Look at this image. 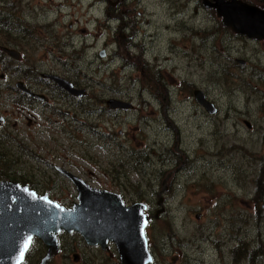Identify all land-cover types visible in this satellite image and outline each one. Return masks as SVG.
I'll list each match as a JSON object with an SVG mask.
<instances>
[{
  "label": "rangeland",
  "instance_id": "374dc122",
  "mask_svg": "<svg viewBox=\"0 0 264 264\" xmlns=\"http://www.w3.org/2000/svg\"><path fill=\"white\" fill-rule=\"evenodd\" d=\"M202 1L0 0V43L19 53L0 60V151L10 175L64 207L75 190L53 166L126 205L141 200L153 264H246L240 245L264 264V40L231 33ZM31 70L77 78L93 116L76 122L98 127H79L61 106L57 131L40 104H11ZM110 98L131 108L109 113ZM72 235L47 264H117L112 247Z\"/></svg>",
  "mask_w": 264,
  "mask_h": 264
},
{
  "label": "water",
  "instance_id": "95a60500",
  "mask_svg": "<svg viewBox=\"0 0 264 264\" xmlns=\"http://www.w3.org/2000/svg\"><path fill=\"white\" fill-rule=\"evenodd\" d=\"M202 3L214 8L221 22L235 33L264 40V9L240 0H203ZM0 51L14 61L19 59V53L13 48L0 46ZM99 55L102 57L103 53ZM41 76L73 97L85 95L84 89L74 88L67 80L47 74ZM14 87L27 97L44 100V96L32 92L20 81ZM192 97L207 114L216 112L201 91L193 90ZM105 107L125 111L131 105L108 99ZM244 124L249 128L248 123ZM55 170L75 190L76 202L68 208L50 200L45 193L38 194L27 184L0 180V264H22L27 251L22 261L20 251L29 235L45 250L38 264H47L58 253L57 235L61 232L77 234L86 246L101 250L111 244L118 264H152L144 233L148 224L144 203L125 205L119 194L92 188L60 167L56 166Z\"/></svg>",
  "mask_w": 264,
  "mask_h": 264
},
{
  "label": "flooded vegetation",
  "instance_id": "af4514ba",
  "mask_svg": "<svg viewBox=\"0 0 264 264\" xmlns=\"http://www.w3.org/2000/svg\"><path fill=\"white\" fill-rule=\"evenodd\" d=\"M246 2L251 3V5H254L256 7L264 9V0H259V1L258 0H246ZM27 73H28V79L31 80V83L29 85H26L23 82V84L29 90H31L32 92L44 96V100L43 101H39V100L32 99V98L28 97V99H27L28 108H30L32 105H35L36 103L40 104L41 105L40 108H42L44 110V112H46L45 113L46 114V120L48 122V125H50V128H55V129H57V131H59V129L61 131L63 130V129H61V127L63 126V121L61 119H59L58 117L64 116V114H66L68 111H62L61 110V106H66V108H70V111L68 112V114L70 115V117L72 119L70 121H72V122H76V119L81 120L82 114L86 115L88 113V114H90L89 115L90 117L93 116V113L92 112L89 113L90 111L86 110L87 107L83 106L85 97L87 96L86 89H85L86 86H82V84H79V82L77 81V78H73V77H70L69 75L67 76V75H64L62 73H57V72L56 73H39V74H37V72L31 70V71H27ZM43 74L53 75V76H57L59 78H62L64 80H67L74 88H76V89H84L85 90V95L83 97H81V98L73 97V96L69 95L67 92H65L64 90L58 88L50 80L42 78L41 75H43ZM18 77L19 76H17V78L15 77L17 79L16 82L20 81L18 79ZM4 79H5L4 75L0 74V82L3 81ZM83 87H85V88H83ZM16 91L20 92L17 89H16ZM16 91H15V94L17 95ZM10 100H11V104L19 105L18 99L12 98ZM49 100L52 101L51 104L48 103ZM42 109H40V110H42ZM106 110L109 113L125 112L126 111V110L125 111H120V110H117V109H115V110L106 109ZM47 116H54L55 119L48 118ZM0 118H1V121H0V128H1V125L5 121V119L3 117H0ZM79 120H78V122H76V125L79 124V127H81V128L85 127L86 129L90 130L91 132H93L94 127H98V125H90V126L86 125V126H84L82 121H79ZM96 120H99V119H96ZM55 167L56 166H53V170L58 175H60L55 170ZM148 213H149V209L147 207L146 208V215H147L148 220H149L150 217L148 216ZM58 246H59V243H58ZM87 247L98 248V247H91V246H87ZM109 247H112L114 249V247L111 244H108L107 249L101 250L99 248V250L106 251V250L109 249ZM114 251H115V249H114ZM115 254H116V252H115ZM116 258H117V255H116ZM117 264H118V260H117ZM152 264H153V262H152Z\"/></svg>",
  "mask_w": 264,
  "mask_h": 264
},
{
  "label": "trees",
  "instance_id": "16d2710c",
  "mask_svg": "<svg viewBox=\"0 0 264 264\" xmlns=\"http://www.w3.org/2000/svg\"><path fill=\"white\" fill-rule=\"evenodd\" d=\"M244 2H246V0H243ZM259 1V0H258ZM248 3V2H246ZM259 3V2H258ZM248 4H251V3H248ZM8 17V16H6ZM4 25L6 26H9L8 23L6 22H3ZM3 24H0V25H3ZM227 27V29L234 34V32L231 30V28L229 26H225ZM2 32L3 33H6V35H8L9 33V28H2ZM12 42L9 41V40H4L2 43H0V45H4V46H10L12 45L11 44ZM0 60H4L7 64H9L8 62L13 63L9 58H7L5 56L4 53H2L0 51ZM8 61V62H7ZM18 79H21L18 77ZM17 95H16V99H18V102L20 105H23V106H26L28 104L27 102V99L28 97L21 94L20 92H17ZM1 139V138H0ZM140 155V153H139ZM138 155V156H139ZM141 161V160H140ZM12 162L9 161L7 158H6V154L5 152L2 150L0 151V180H5V181H13V182H18L20 184H27L30 188L33 189V184L30 182V180L28 179H23V180H20L18 177H16V175L14 176L12 173L10 175L9 173V170H10V166H11ZM262 186H264V176L261 174L260 176V180H259V186L257 188V195H260L261 192H262ZM138 198H140V195H136ZM140 202H142L141 200H139ZM64 236V233H60L58 236H57V239H58V243L60 245V242H61V238ZM73 237V235H69V237ZM79 242H82L79 238ZM39 247L37 249L36 252H34V247ZM243 248V245H240L239 247L236 248L235 252L241 256V258L246 262V264H249L251 261H252V254H255L256 253V250L252 251V250H248V249H245L243 252L240 251V249ZM62 251V250H61ZM60 251V252H61ZM44 253V248L43 246L41 245V243L37 240H33L32 241V245L31 247L29 248L28 252L26 253V256H25V261L23 264H37L38 261L40 260V258L42 257ZM257 258H260L257 254ZM50 262V261H49Z\"/></svg>",
  "mask_w": 264,
  "mask_h": 264
},
{
  "label": "snow or ice",
  "instance_id": "6c2138e0",
  "mask_svg": "<svg viewBox=\"0 0 264 264\" xmlns=\"http://www.w3.org/2000/svg\"><path fill=\"white\" fill-rule=\"evenodd\" d=\"M57 207H59V205H57ZM141 231H143V230H141ZM31 242H32V237H31V235H29L27 237V239H26V242L23 245V248L20 251V259H21V261L24 258L25 252L28 251L29 245L31 244Z\"/></svg>",
  "mask_w": 264,
  "mask_h": 264
},
{
  "label": "bare ground",
  "instance_id": "6f19581e",
  "mask_svg": "<svg viewBox=\"0 0 264 264\" xmlns=\"http://www.w3.org/2000/svg\"><path fill=\"white\" fill-rule=\"evenodd\" d=\"M208 8V7H207ZM211 9V8H210ZM217 17H219L217 14H216ZM220 18V17H219ZM221 19V18H220ZM162 28V27H161ZM169 29V28H168ZM165 31V30H164ZM166 32V31H165Z\"/></svg>",
  "mask_w": 264,
  "mask_h": 264
}]
</instances>
